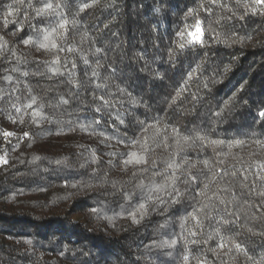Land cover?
Wrapping results in <instances>:
<instances>
[{
    "label": "trees",
    "instance_id": "obj_1",
    "mask_svg": "<svg viewBox=\"0 0 264 264\" xmlns=\"http://www.w3.org/2000/svg\"><path fill=\"white\" fill-rule=\"evenodd\" d=\"M261 112L264 3L0 0V264H264Z\"/></svg>",
    "mask_w": 264,
    "mask_h": 264
},
{
    "label": "snow or ice",
    "instance_id": "obj_2",
    "mask_svg": "<svg viewBox=\"0 0 264 264\" xmlns=\"http://www.w3.org/2000/svg\"><path fill=\"white\" fill-rule=\"evenodd\" d=\"M256 2L257 3H264V0H256ZM46 7L48 9H51L52 8V5L51 4H47ZM85 7H86V5H85ZM42 11L43 10L38 11L37 12V15L38 16L41 15L42 14ZM253 11H255V9H253ZM189 15H193V12L191 10L189 12ZM5 23H7V20L5 21ZM63 26H64L63 24L60 25V27H63ZM53 31H55V29H53ZM179 35L183 36L185 34L184 33H180ZM187 35L190 37L191 43H202L203 42L202 41V30H201L200 22H197V24L194 26V31H189L187 33ZM48 39H49V36L48 35H45L44 40L47 41ZM25 43L26 44L27 43H30V41L25 40ZM53 46H55V45H53ZM41 47H47V44L46 43L45 44H42ZM180 47L183 48L184 47V44H181ZM73 67H75V65H73ZM260 115L261 116H264V112H261ZM132 155L133 156H136L135 153H133ZM128 162H130V161H128ZM136 162H140V159H137ZM205 163H207V162H205ZM169 167H172V165L169 164ZM177 167H179V166H177ZM141 207L143 208V205H141ZM165 243H168V242H165ZM170 243H171V245H175L176 244V241L173 240ZM237 247H239V245H237ZM185 259H187V257H185ZM200 264H204V261H200Z\"/></svg>",
    "mask_w": 264,
    "mask_h": 264
}]
</instances>
